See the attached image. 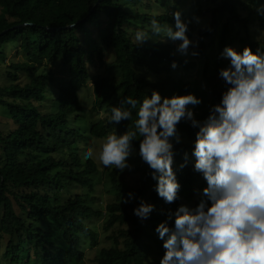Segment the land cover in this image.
<instances>
[{
    "label": "trees",
    "instance_id": "trees-1",
    "mask_svg": "<svg viewBox=\"0 0 264 264\" xmlns=\"http://www.w3.org/2000/svg\"><path fill=\"white\" fill-rule=\"evenodd\" d=\"M166 1L162 0L161 6ZM179 1L172 0L174 6ZM255 1L218 0L208 10L209 22L198 30L196 52L201 54L212 46L217 28V61L234 40L227 24L218 26V14H226L240 26L244 37L239 42L244 48H251L253 53L264 52V0L258 2L262 11L254 6ZM95 2L0 0V32L13 27L0 36V46L15 44L13 55L19 57L6 66L7 83L0 86V107L15 125L7 130L0 125V264H75L84 257V239L89 240L90 247L97 244L96 232L87 221L100 218V230L108 245L99 248L93 264H156L146 259V242H153L158 253L164 254L156 227L167 222L173 228L169 217H175L181 203L192 202L203 187L204 179L193 168L192 151L198 128L182 120L176 126V134L183 140L170 138L172 168L180 185L174 202L166 203L158 196L152 170L140 158L141 167L134 169L137 185L123 190L119 171L112 168L107 175L114 199L101 208L94 205L97 199L92 195V175L97 167L92 159L82 162L77 145L84 138L76 126L78 114L83 111L78 91L86 86L90 67L101 65L104 73H109L91 81L95 98L90 111L102 112L101 118L88 128L92 137L119 135L134 125L140 103L146 96L150 98L152 91L162 98L192 94L201 101L187 106L194 119L203 122L209 115L204 93L170 75L173 62L184 70L193 68V62L178 57L173 44L161 43L157 38L137 44L136 28L140 31L153 19L160 26L174 24L172 16L167 12L143 14L136 7L130 14L125 12L123 4H138L141 0H101L91 10ZM80 19L83 21L76 23ZM138 22L142 24L137 25ZM256 22L262 34L259 40H251L249 32ZM185 23L190 38L193 29ZM106 49L113 51L109 63L103 60ZM54 63L64 68L67 82L58 86L56 110L48 113L47 91L53 79L45 66ZM129 97L137 101L135 108L122 103ZM113 107L131 111V119L119 124L110 122ZM138 141L137 138L132 145L137 154ZM128 193L133 197L123 203ZM141 200L154 206L143 220L133 215ZM52 223L60 232L58 239L50 231ZM39 225H45L46 230Z\"/></svg>",
    "mask_w": 264,
    "mask_h": 264
},
{
    "label": "clouds",
    "instance_id": "clouds-1",
    "mask_svg": "<svg viewBox=\"0 0 264 264\" xmlns=\"http://www.w3.org/2000/svg\"><path fill=\"white\" fill-rule=\"evenodd\" d=\"M172 17L175 30L167 25L165 37L180 41L177 51L188 55L194 44L186 35L187 24L179 11ZM151 27L154 34L162 31L156 19ZM146 39L145 33L136 34L137 44ZM221 56L229 60V65L219 70L228 87L203 122L195 120L187 107L201 103L194 95L162 98L152 91L150 98L146 96L140 103L132 129L107 135L98 152L91 147L84 152V159L98 160L106 168L131 170L127 161L139 136L138 154L152 170L155 191L172 203L180 185L172 168L170 138L176 137V126L182 120L198 128L193 168L207 186L194 209L180 206L176 210L173 228L167 222L156 227L165 250L159 264H264V52L225 47ZM171 67L175 69L177 64L173 62ZM122 103L132 108L137 105L130 97ZM111 113L110 122L115 124L132 117L131 111L116 107ZM132 197L128 193L122 202L128 203ZM153 210V205L141 200L133 215L143 220Z\"/></svg>",
    "mask_w": 264,
    "mask_h": 264
},
{
    "label": "rangeland",
    "instance_id": "rangeland-1",
    "mask_svg": "<svg viewBox=\"0 0 264 264\" xmlns=\"http://www.w3.org/2000/svg\"><path fill=\"white\" fill-rule=\"evenodd\" d=\"M162 0H141L138 4H131V3H125L123 4L124 10L126 13L130 14L132 13L136 7L139 13L143 14H153V15H160L164 14L165 12L168 13V15L172 16V13L175 11H179L181 13V19L184 22H188L191 24L193 32L192 36L189 38L191 41H193L194 46L189 48V54L188 55H182L177 51V46L180 41H171L168 40L165 37V31L167 25L173 26L174 24H165L161 26L162 31L159 34H154L151 24L145 25L140 31L139 28H136L137 32H143L146 34V40L145 44L148 43L149 39H159L158 41L163 42H169L174 45V54L178 57L193 62L194 66L193 68H188L184 70L183 68L177 66L175 69L172 68L171 70V77L176 79H181L185 83H189L191 86L195 85L197 86L201 92L204 93V97L206 99V107L210 110L212 105L218 104L221 99V94L223 91L226 90L228 87L225 82L219 77V70L222 68H225L229 65V60L223 58L221 56L220 60L217 61V40L216 35L219 33V29L217 28L216 31H214V43L211 47H207L201 52V54L198 53L197 56H192L191 52H196V49L198 48V30L203 28L210 20V13L208 12L209 9L213 8L217 1H211V0H180L177 5L174 6L172 0H167L166 5L163 7L161 6ZM259 0L253 2L254 6L257 7L260 11L261 7L258 4ZM263 17H264V11H263ZM217 23L218 26L223 24H227L228 27H230V36L234 39L230 42V44L227 47H231L235 49L237 52H240L241 49L244 48V45L239 42L240 39L244 37V33L242 32L240 26L237 23H232L226 14L217 15ZM136 24V23H135ZM142 23L138 22L137 25H141ZM262 31L258 26V23L256 22L255 26L251 28L249 32V38L251 40H259L261 37ZM15 48V44H11L8 46L2 45L0 46V51L2 52V55H0V86L7 83V80L4 76V71L6 66L9 64L10 61H16L19 59V57H15L13 55ZM105 63H109L113 60V51L111 49L104 50V59ZM46 69L51 71L53 82L49 84V90L47 91V99L46 101L50 100L49 107L47 112L53 113L56 110V103L55 98L59 97V91L58 86H64L67 82V74L65 73L64 68L59 64H51L45 66ZM152 76H157V74L149 73ZM104 77L109 76V73H104V70L101 68V65H96L94 67H90V70L88 69V79L86 86L84 88H81L78 91V97L79 102L82 107V112L79 113L78 119L76 121L77 129L80 130V132L83 135L84 140L77 145V151L80 152V157L82 159V162L85 161L84 159V152L89 148L95 149L97 152L100 149V146L105 141L106 138H95L88 134V128L91 124H94L97 122L98 119L101 118L102 112H92L90 111V106L95 98V95L92 90V80L95 79V77ZM151 77V76H150ZM154 77H151L150 79H153ZM62 97V96H61ZM63 98V97H62ZM52 101V102H51ZM51 102V103H50ZM189 108V107H188ZM6 111L0 107V125L1 127H4L7 129H13L14 123L7 117ZM73 127V122L70 123ZM69 124V125H70ZM70 125V126H71ZM134 125L130 126L126 130L132 129ZM125 130V131H126ZM124 131V132H125ZM123 132V133H124ZM183 140V138H180L179 135L176 134V137H173V139ZM140 139V137H137ZM94 164L97 167V172L92 175V183H93V192L92 195L97 199V202L94 203V205L98 208H101L103 204L113 201L114 199V191L112 190L110 186V181L108 179V171L111 170L114 167H104L98 160L92 159ZM132 167L131 170L125 169L123 172L118 173V180L122 183L123 190L129 191V189L135 187L137 185V172L134 170L136 167H141L142 162L137 154V152L133 149L131 150V155L127 161ZM201 179H203L202 174ZM206 182L204 180L203 187L201 190L197 191L195 194V197L192 202H182L181 206H186L189 209H194L199 202L201 201L202 197V190L206 187ZM169 220L173 223L174 226V220L175 217L170 216ZM100 219H92L87 221L88 226L95 230L97 235V244L93 247H90L89 240L84 239V242L82 244V252L84 257L81 260L75 261V264H93V259L95 257H98V251L99 248L102 246L108 245V243L105 240L104 234L100 230ZM41 226V225H39ZM44 230H46V226H41ZM51 233H54L57 236V239L60 237V232L56 229L55 223H52L50 228ZM148 244V251H147V261L158 263L163 257L164 254H159L157 251V248L153 242H146ZM30 264H33V261H30Z\"/></svg>",
    "mask_w": 264,
    "mask_h": 264
},
{
    "label": "water",
    "instance_id": "water-1",
    "mask_svg": "<svg viewBox=\"0 0 264 264\" xmlns=\"http://www.w3.org/2000/svg\"><path fill=\"white\" fill-rule=\"evenodd\" d=\"M100 1H101V0H96V2L94 3L93 7L91 8V10H92L97 4H99ZM81 21H83V19H80V20L77 21L76 23L81 22ZM71 26H72V25H70L69 27H71ZM12 28H13V27L1 31V32H0V36L3 35L5 32H7L8 30H11Z\"/></svg>",
    "mask_w": 264,
    "mask_h": 264
}]
</instances>
